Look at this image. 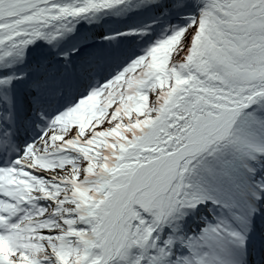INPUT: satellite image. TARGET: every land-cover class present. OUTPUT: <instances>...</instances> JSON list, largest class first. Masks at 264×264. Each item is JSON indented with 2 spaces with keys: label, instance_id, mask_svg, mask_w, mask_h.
Segmentation results:
<instances>
[{
  "label": "trees",
  "instance_id": "1",
  "mask_svg": "<svg viewBox=\"0 0 264 264\" xmlns=\"http://www.w3.org/2000/svg\"><path fill=\"white\" fill-rule=\"evenodd\" d=\"M243 1L198 0L199 8L180 1L147 26L132 29L135 36L121 42V54L114 45L98 48L127 60L137 49L145 51L68 114L60 125L62 145L40 158L47 170L71 171L62 181L41 182L42 192L79 206L96 201L102 212L90 224L80 213L60 216L66 228L65 235H51L58 240L55 264H104L113 226L142 167L177 151L201 127L262 92L264 16H253L251 5L234 7ZM247 12L250 28L237 29ZM147 31L152 36L145 38ZM246 45L256 47L250 56L240 55ZM260 189L264 192V107L256 106L226 137L139 196L125 219L127 244L110 264H204L207 252L228 249L225 234H238L217 201L241 211L252 206L253 197L260 199ZM58 210L50 206L51 215L46 208L34 214L52 227Z\"/></svg>",
  "mask_w": 264,
  "mask_h": 264
},
{
  "label": "bare ground",
  "instance_id": "2",
  "mask_svg": "<svg viewBox=\"0 0 264 264\" xmlns=\"http://www.w3.org/2000/svg\"><path fill=\"white\" fill-rule=\"evenodd\" d=\"M119 1L124 0H55L37 6L18 16L1 20L0 73L5 68L4 65L7 59L23 56L34 49H38L39 45L51 42L53 39L57 41L63 37L68 39L69 44H73L84 37L99 33L105 25L99 26L93 22L98 17L106 15L105 10ZM164 2L161 0L159 6L147 5L144 10L127 15L129 17L128 22L152 14ZM124 21L121 17H117L115 22L122 23ZM234 117V112L227 113L220 120L194 136L178 152H172L169 156L150 164L143 177L138 180L136 189L124 209V216L132 210L138 191L145 189L159 174L167 170L175 172L184 158L188 159L190 155L201 151L215 137L226 132L228 127L232 125ZM133 198L134 200H132ZM188 211L189 209L186 210V212ZM123 218L118 222L115 231V252L118 251L119 243H123L126 239L123 229Z\"/></svg>",
  "mask_w": 264,
  "mask_h": 264
},
{
  "label": "rangeland",
  "instance_id": "3",
  "mask_svg": "<svg viewBox=\"0 0 264 264\" xmlns=\"http://www.w3.org/2000/svg\"><path fill=\"white\" fill-rule=\"evenodd\" d=\"M160 1L161 0H124V1H119L113 5H110L108 7V9H106L107 11L105 10L106 15L104 14V16L98 17L93 23L96 25H99V26L100 25L106 26L108 21H112V19H114L115 17H121L123 20L127 21L129 18L127 15L136 13L137 11L144 10L147 7V5L153 4V5L159 6ZM163 1H165L164 4L161 7H159V9L157 11H154L152 14H149L143 18H140V19H148V17H150L152 15L153 16L160 15L161 13H164L165 11H168L171 8H174V6L178 2L183 1V0H163ZM194 2H198V0H194ZM256 2H258L259 4ZM242 3H243V5H241V2L240 3H234V7L239 8L240 10H243L245 8H248L249 5H251V12L254 13L253 16H258L260 13H262V17L264 16V0H244ZM201 5H202V3H201ZM199 6H200V4L198 3L197 8H199ZM106 16H108V17H106ZM248 19H249V12H247L241 20H248ZM105 26H103L101 28L100 32L105 31ZM259 26H260V24H257V27H259ZM249 28H250V24H248L247 28H245L244 26H242L241 28L237 27V29H239V30H241V29L247 30ZM262 32H264V25L263 24H262ZM91 37H95V36H91ZM91 37H86V38L88 39ZM67 40H68L67 38H63V37L59 38L57 41H55V39H53L51 42H47V43H44L42 45H39L38 49H34V50L26 53L23 56L9 58L6 61V64L4 65L5 68L2 70H10L9 68H11L13 66H16L19 70H22V69L26 70L27 66L29 68H31L32 66H34L36 64L37 65L43 64L44 59L46 57V55H44V50H46L52 44L58 43V50L57 51L55 49L52 50V52H53L52 54H56L61 49H66V48H69L71 46H74V47L78 46L80 41H81L80 40L76 43L69 44ZM248 56H250V55H248ZM42 58H44L43 62H40V59H42ZM32 63H36V64L32 65ZM55 118H56V116H52L51 118L47 117L45 119L46 120L45 124L48 125V128H45V132L42 134V136H40V138H38L34 142V145H32L33 147H35L36 150H38V151L47 150L50 148L51 143H57L58 142V139H59L58 138V132L56 131V129L54 127H52V124L54 123ZM25 154H26L25 157H23V155H22V157L19 159L20 162L26 164L28 167L29 166L32 167L31 163L28 160L29 151L25 152ZM148 167L149 166L144 167L140 171L139 175L136 178L135 183H137V181L141 177H143V175L146 172ZM70 174H71V171L67 170V171H64L60 174H52L51 176H53L57 179L59 177L69 178ZM9 179L10 178H8L7 181ZM148 189H150V188H146L140 195H142ZM24 197L26 198L27 195H25ZM33 197L36 198L38 201L57 205L58 209H59L58 216L66 217V215H75V213H80L82 211L79 206H77L76 204H73L72 202L63 201V202L56 204L57 202L52 201V199H48L46 196H43L42 194H39V193H34ZM58 219L59 218L57 217L55 229L53 231L49 232V234L53 235L54 233L55 234L62 233L63 235H65L64 232H65L66 227H65V225H62L63 223H61ZM116 224H117V219H116V222H115V224L113 226V230H112L111 237H113V239H114L113 235L115 234ZM44 231H46V233ZM113 239L111 238V240H110V252H111L110 254H111V256H112L113 250H114ZM4 241H5V246H8L10 249H12V252L8 255V257L14 263H18L21 261L22 253L25 251L28 254V256L31 257L32 259L33 258H39L41 260H45L47 262V264H55V262H56V256H55V252H54V248H53V243L54 242L56 243V238L55 237L49 238V235L47 233V229H46L45 225H41V224L37 225L36 233L34 235H29V234L27 235L26 234V235H24V237L22 239H18L17 237L14 236V234H12V236L5 239ZM93 241H95V240H93ZM125 243H126V239L123 243H121V242L119 243L118 249L120 250L125 245ZM2 248H3V244H2V242H0V254H1ZM1 255H3V254H1Z\"/></svg>",
  "mask_w": 264,
  "mask_h": 264
},
{
  "label": "water",
  "instance_id": "4",
  "mask_svg": "<svg viewBox=\"0 0 264 264\" xmlns=\"http://www.w3.org/2000/svg\"><path fill=\"white\" fill-rule=\"evenodd\" d=\"M238 26H239V27H242V26L247 27L248 24H240V25H238ZM250 52H251V49H248V50H247V53H250ZM258 97H261V96H258ZM256 100H257V98L251 103V105H253V104L256 102ZM251 105H250V106H251ZM250 106H245V107H241V108L236 109V110H231V111L235 112V117H234V119H233V123L238 119L239 115H240L244 110L248 109ZM132 200H134V198H133ZM124 214H125V212L123 211V213H122V215H121L119 221L122 220ZM119 221H118V222H119Z\"/></svg>",
  "mask_w": 264,
  "mask_h": 264
}]
</instances>
